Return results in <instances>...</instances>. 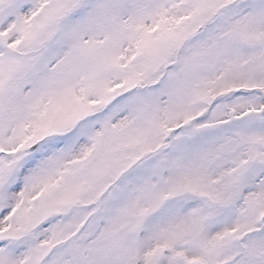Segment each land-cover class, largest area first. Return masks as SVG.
<instances>
[{
	"label": "snow or ice",
	"instance_id": "6c2138e0",
	"mask_svg": "<svg viewBox=\"0 0 264 264\" xmlns=\"http://www.w3.org/2000/svg\"><path fill=\"white\" fill-rule=\"evenodd\" d=\"M0 264H264V0H0Z\"/></svg>",
	"mask_w": 264,
	"mask_h": 264
}]
</instances>
